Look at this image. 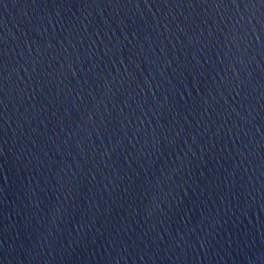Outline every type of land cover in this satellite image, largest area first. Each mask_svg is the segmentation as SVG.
I'll return each mask as SVG.
<instances>
[{
  "label": "water",
  "instance_id": "1",
  "mask_svg": "<svg viewBox=\"0 0 264 264\" xmlns=\"http://www.w3.org/2000/svg\"><path fill=\"white\" fill-rule=\"evenodd\" d=\"M0 264H264V0H0Z\"/></svg>",
  "mask_w": 264,
  "mask_h": 264
}]
</instances>
